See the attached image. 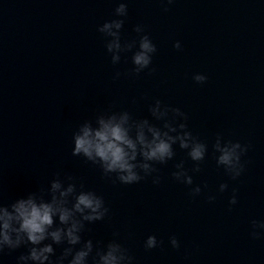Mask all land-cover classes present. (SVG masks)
Masks as SVG:
<instances>
[{"label": "water", "instance_id": "obj_1", "mask_svg": "<svg viewBox=\"0 0 264 264\" xmlns=\"http://www.w3.org/2000/svg\"><path fill=\"white\" fill-rule=\"evenodd\" d=\"M116 6L117 0H0V195L9 202L58 172L72 175L110 209L103 221L86 225L83 238L107 243L119 232L135 264H264V237L249 236L250 221L264 220V0H128L122 39L135 38L134 27L143 25L157 47L155 71L119 79L117 71L132 67L131 53L113 65L97 31ZM194 73L207 81L197 84ZM155 99L184 111L189 129L208 144L201 172L189 173L192 186L171 178L181 160L193 167L178 146L173 160L156 165L159 185L151 177L114 184L71 155L72 132L83 120L109 106L151 120ZM217 134L248 145L236 180L217 167ZM221 183L229 185L223 193ZM196 185L202 192L192 197ZM233 189L238 202L230 205ZM148 235L163 244L146 251ZM173 235L179 250L168 243ZM25 251L6 252L0 264H16Z\"/></svg>", "mask_w": 264, "mask_h": 264}, {"label": "clouds", "instance_id": "obj_2", "mask_svg": "<svg viewBox=\"0 0 264 264\" xmlns=\"http://www.w3.org/2000/svg\"><path fill=\"white\" fill-rule=\"evenodd\" d=\"M161 2L172 4L174 0ZM127 16L128 0H117L113 18L97 26V31L105 38L106 52L113 65H118L122 56L126 60V54L131 53L132 67L126 73L117 71L114 79L121 75L138 77L145 70L149 74L155 71L151 65L157 47L143 25L134 27L135 38L122 39ZM173 47L179 50L181 43L176 41ZM192 79L197 84H204L208 77L194 73ZM148 111L151 120L136 118L129 110H115L113 106L97 111L72 132L71 155L98 167L104 178L114 184L133 185L151 177L152 183L159 185L162 177L156 165H166L173 160L176 156L174 146H178L186 151L193 167L186 168L181 160L174 165L171 178L192 186L193 176L189 173L201 172L208 154L207 142L189 129L188 115L180 108L155 99ZM212 150L217 167L223 168L232 180L243 174L245 162L242 157L247 153L248 145L217 134ZM228 188L227 183H221L218 190L223 193ZM201 192L200 185L190 187L192 197ZM214 199V196H208L209 202ZM237 202L233 189L229 204ZM109 214L110 209L102 195L86 188L76 177L62 176L58 172L46 186L9 202L0 195V256L24 248L26 251L16 257V264H135V257L121 243L119 232H114L107 243H94L91 238H83L87 224L103 221ZM249 236L253 240L264 237V220L250 221ZM168 243L176 250L181 247L175 235L169 237ZM162 244L155 235H148L143 247L150 251ZM57 247L61 248L59 255Z\"/></svg>", "mask_w": 264, "mask_h": 264}]
</instances>
